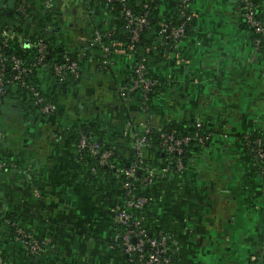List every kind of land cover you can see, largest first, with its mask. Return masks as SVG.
<instances>
[{"label":"crops","instance_id":"obj_1","mask_svg":"<svg viewBox=\"0 0 264 264\" xmlns=\"http://www.w3.org/2000/svg\"><path fill=\"white\" fill-rule=\"evenodd\" d=\"M13 1L0 0V11ZM50 3L55 39L69 51L84 49L86 58L74 86L61 87L41 72L53 114L24 109L18 96L0 102V156L10 161L0 172V252L9 264H126L115 227L123 203L117 185L102 175L91 186L93 173L76 155L75 131L96 119L107 143L121 151L130 148L136 125L162 127L168 119L208 125L209 143L181 175L154 168L150 222L171 234L175 264H264V175L243 143L264 129V48L243 25L240 0L190 1V34L154 68L161 86L152 113L138 96L121 97L133 57L115 53L106 64L92 42L93 26L108 19L100 1ZM177 6L160 0L159 10L167 15ZM259 10L264 15V0ZM34 12L25 38L45 21L41 6ZM10 217L44 238L40 256L9 237Z\"/></svg>","mask_w":264,"mask_h":264},{"label":"trees","instance_id":"obj_2","mask_svg":"<svg viewBox=\"0 0 264 264\" xmlns=\"http://www.w3.org/2000/svg\"><path fill=\"white\" fill-rule=\"evenodd\" d=\"M46 1L50 2V0H14L9 7H5L0 11V36H2L3 31L9 34L3 44L0 42V51L2 53L1 64L3 65L4 80L6 82L5 93L0 98V102L5 97L18 96L21 99L22 107L29 111H39L40 106V104L35 103V97L33 91L30 90V87L39 91L45 100L54 103L53 97L45 94L41 88L40 74L42 71L45 70L49 72L61 87L74 86L80 81L81 61L86 58V52L84 49L80 48L75 51H69L64 43L55 39V30L50 20L51 6L46 7ZM99 1L106 12L108 19L103 23H98L93 26L91 36L93 38L96 29L100 30L104 35L102 41L110 49V53L104 54V56L102 54V58L100 59L110 65L111 56L117 53L115 49L122 51V53L130 54L133 57V65L124 85L126 88L124 90L125 95L121 97L127 98L129 96H138L147 112H156L157 109L155 108L152 99L161 84L158 76L155 74L154 68L157 65L167 62L170 59L171 54L175 51L177 44L190 34L194 22L193 13L190 8H185L184 12L186 16L191 15L190 19L186 20V16L184 17L182 15L180 7L177 6V8L170 14L162 15L159 10L160 0ZM252 1L255 4L257 15L261 17L264 16L259 10L260 0ZM37 5L41 6L45 21L44 23L36 24V31L25 38V25L29 22L35 21L36 17L34 8ZM19 6H22V8L19 9ZM127 11L129 12L128 14ZM139 16H144L146 21L137 30L136 39H133V29L135 24L130 23L129 21L130 19ZM183 22V37L180 40H175L170 35V29ZM242 22L244 26L249 28V26L243 21V16ZM48 30H51L52 33H49ZM17 35H21L20 39ZM39 40H42L46 44L44 49L45 55L41 63H38L36 59L38 54L37 43ZM258 46L264 48V42ZM81 51H83V54H80ZM12 57L18 58L20 60L21 68L24 69L21 73L24 85L13 78L16 71L13 69ZM75 60L78 63L77 73H73L65 68L69 63ZM140 64L143 66V76L151 80H156L155 84L144 94L139 91L127 90L131 86L134 68ZM56 65L62 66L61 76H56L54 74L53 70ZM138 126L139 125H136L134 127L133 132L138 129ZM161 133H172L177 138L188 137V141L181 145V152H169L162 146L160 138ZM212 133L210 127L200 120L191 119L186 122H177L168 119L162 127H154L150 125L149 131L144 135L145 145L141 152L134 149L131 145L126 151H121L118 146L107 143L106 131L100 121L96 119L91 124L83 122L75 131L76 155L82 167L93 173L90 175L89 179L91 186L96 187V185L102 181V175H105L108 178H112L113 182L116 183V192L123 200L126 199V189L123 188L125 182L129 183L131 196L147 198V201L141 208L130 207L127 211L131 219L140 220L142 226L146 229L148 237H155L160 230L164 231L166 229L161 225H153L150 222L152 194L150 189L146 188L145 183L143 182L146 169L155 165L156 161L159 160L170 169H174L176 161L180 160L183 168L177 174L181 175L185 171L193 155L199 151L201 147L208 144L211 139L200 143L197 140L198 137L206 136L208 134H211L212 136ZM81 136H85L86 140L89 142H96L98 144V150L95 154H92L86 148H78L77 145ZM245 136L248 139V143H251L250 146L248 144L247 147H252L255 140H264V129ZM132 142L133 139H131V143ZM103 150H108L111 153L107 164L99 163V154ZM247 157L250 159L254 158L252 153L247 154ZM1 161L7 163V165L10 163L7 158L0 156V162ZM109 164H113V166L111 167ZM132 165L135 166L134 173L132 176H127L124 173V170ZM92 168L95 169L94 172L91 170ZM261 168V164L258 165L257 169L259 173L264 175V172H261ZM17 227L23 228L27 233L33 234L39 240H44V238L42 239L41 237L36 236L28 227L20 223L15 217H10L7 219V231L9 237L15 241L22 243L16 239L18 236V233L16 232ZM115 227L118 232H122L125 229L124 226L119 224H116ZM117 244L120 248L119 237L117 239ZM23 246L27 249L25 244ZM148 250L149 249L146 247L144 252L146 253ZM29 255L35 257L32 254ZM169 256L171 258V264H175V256L172 251ZM0 258L2 260L0 264H9V258H7L2 252H0ZM126 259L125 256V261Z\"/></svg>","mask_w":264,"mask_h":264},{"label":"built area","instance_id":"obj_3","mask_svg":"<svg viewBox=\"0 0 264 264\" xmlns=\"http://www.w3.org/2000/svg\"><path fill=\"white\" fill-rule=\"evenodd\" d=\"M123 1V0H120ZM191 0H178V7L181 9L182 15L185 17L186 14L184 12L185 8H189ZM241 3V12L243 16V21L249 26L251 32L253 34V41L256 45H260L264 42V16L257 15L255 11V4L252 0H240ZM46 7H50L51 3L49 1L45 2ZM22 6H19L21 9ZM129 12L127 11V14ZM191 15L186 16V20H189ZM145 17L139 16L134 19H130V23H134L135 27L133 29V39L137 37V30L141 27L142 24L145 23ZM170 35L175 40H180L184 34V22L178 26H174L170 29ZM4 36V37H2ZM0 36V42L2 44L5 42V39L9 34L7 32L2 33ZM103 34L100 30L96 29L93 34L92 42L95 43L101 50L103 56L104 54H109V47L102 41ZM37 49V62L41 63L44 55H45V47L46 44L39 40ZM117 53H122L120 50H116ZM83 54V51L80 52ZM2 53L0 51V98L5 93V80L3 74V65L2 62ZM13 61V69L16 71L14 75V79L19 81L22 85H24V81L21 77V73L24 71L20 66V60L16 57H12ZM77 61H72L65 68L70 70L73 73H77ZM142 65H138L134 68L133 78L131 79V86L127 89L128 91H139L142 94L147 92L151 86H153L156 80H151L145 78L142 73ZM54 74L56 76L62 75V66L56 65L54 66ZM125 86H123L120 90V94L125 95L124 90ZM30 90L33 91V95L35 97V103L40 104L39 111L42 114H53L56 110L55 103L45 100L44 97L41 96L39 91L35 90L33 87H30ZM199 125V124H198ZM150 125L145 123L138 126V129L131 134V138L133 142L131 146L137 151L141 152L142 148L145 145V133L149 131ZM162 146L169 152L176 151L177 153L181 152V145L188 141V137L177 138L172 133H161L160 134ZM211 138V134L206 136L198 137V141L200 143L205 142ZM245 153H252L254 158H252L253 163L258 167L261 164V172H264V140L257 139L254 141L252 147H247L248 144L250 146L251 143H248V139L246 136L243 138ZM78 148H86L92 154H95L98 150V144L96 142H89L86 140L85 136H81L78 142ZM110 151L103 150L99 154V163L107 164L108 158L110 156ZM109 166H113V164H109ZM7 167V163L1 161L0 162V172ZM159 168V170L163 173H172L177 174L180 170H182L183 165L180 160L176 161L175 168L170 169L167 165L161 163L160 166L153 165L148 167L145 171V176L143 177V182L145 183L146 188L150 189L151 184L154 181L155 169ZM135 166H131L124 170V173L127 176H132L134 173ZM93 172L94 168L91 169ZM123 188L126 189V199L123 200L122 205L117 211L115 222L121 226H124L125 229L122 232H119L118 236L120 238V248L123 254L126 256V264H171L170 254L172 251V236L167 230H160L155 237H148L146 233V229L142 226L140 220L131 219L127 209L130 207L141 208L143 204L147 201L145 197H134L131 196V188L129 187V183H124ZM16 232L18 233L17 240L21 241L23 245L27 246V252L34 256H38L43 252L44 249V240H39L33 234L27 233L23 228L17 227ZM25 239V240H24ZM148 248L149 250L145 253L144 249ZM0 258V263H1Z\"/></svg>","mask_w":264,"mask_h":264}]
</instances>
